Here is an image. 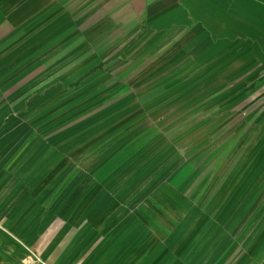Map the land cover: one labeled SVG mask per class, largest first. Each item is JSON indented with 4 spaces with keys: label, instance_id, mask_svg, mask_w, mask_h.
<instances>
[{
    "label": "crops",
    "instance_id": "1",
    "mask_svg": "<svg viewBox=\"0 0 264 264\" xmlns=\"http://www.w3.org/2000/svg\"><path fill=\"white\" fill-rule=\"evenodd\" d=\"M230 137L220 199L236 188L204 215L220 240L164 254L151 232L181 215L182 154ZM255 228L264 0H0V262L264 264Z\"/></svg>",
    "mask_w": 264,
    "mask_h": 264
},
{
    "label": "rangeland",
    "instance_id": "2",
    "mask_svg": "<svg viewBox=\"0 0 264 264\" xmlns=\"http://www.w3.org/2000/svg\"><path fill=\"white\" fill-rule=\"evenodd\" d=\"M245 141L248 143L247 138ZM241 144L242 143L234 137L218 140L215 139V147L213 152H187L182 154V160L192 162L191 164L193 167L182 170L180 175L183 181L182 185H170L171 188H175L176 191H181L182 193V199L180 201L176 200L177 208L180 209L181 207V211H179L181 215L178 214L175 218L170 214H167L168 217H161L160 230L158 233L155 231L151 232V238H153V240L157 238L158 234L160 235V238H165L166 248L163 251L164 254L170 255L176 251L178 252V248L184 246V242L188 241L189 239L198 241L208 240L210 244H216L220 240L221 237H219L218 233L212 232L210 234H206L207 232H205L207 227L212 224L211 220H209L210 218L204 216L206 214L205 207L207 203L209 208H214L215 213L217 212L219 215H224L222 208L226 207L227 202L225 201L227 195L233 192L234 188H236V185L226 186L227 190L225 194V200L222 201L220 199L221 194H219V192H221V186L218 183L221 181L220 177L228 176V174L233 171L234 165L238 157L241 155L236 151ZM234 172L235 171H233V173ZM205 192H208L206 193L207 195ZM212 192V198H214V200L213 204L211 203V205L209 201L212 198L209 199L208 202L205 200V198H207ZM168 208V205H166L167 210ZM216 216L214 217L215 222L217 220H222V223L230 226V228L234 227V224L229 220L227 221L225 216ZM164 228L166 230L165 232H163ZM251 242H253V246L249 248L250 251H253L254 248L264 242V228L257 235L255 228L245 239L244 244L248 245ZM224 244L228 248L230 247L229 250H231V246L233 244L232 241H225ZM198 251L200 254V249ZM220 252L222 251L220 250ZM214 253V255L218 254L217 252ZM0 264L9 263L0 262Z\"/></svg>",
    "mask_w": 264,
    "mask_h": 264
}]
</instances>
